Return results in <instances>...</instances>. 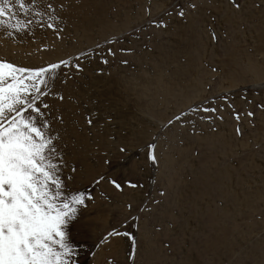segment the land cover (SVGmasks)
<instances>
[{"label": "rangeland", "instance_id": "rangeland-1", "mask_svg": "<svg viewBox=\"0 0 264 264\" xmlns=\"http://www.w3.org/2000/svg\"><path fill=\"white\" fill-rule=\"evenodd\" d=\"M235 3L37 0L26 30L0 29V61L70 62L45 102L69 188L94 198L71 229L77 264H264V0ZM113 230L134 240L101 243Z\"/></svg>", "mask_w": 264, "mask_h": 264}, {"label": "snow or ice", "instance_id": "snow-or-ice-1", "mask_svg": "<svg viewBox=\"0 0 264 264\" xmlns=\"http://www.w3.org/2000/svg\"><path fill=\"white\" fill-rule=\"evenodd\" d=\"M230 3L239 9L235 0ZM188 7L194 10L196 5ZM47 8L50 13L54 11L51 4ZM36 9L37 0L31 3L0 0V29L6 30L9 36L13 31L26 30L32 21L21 17L29 12L33 17H42L43 13ZM177 15L183 17L184 12L181 10ZM49 19L54 20L55 16ZM47 27L55 30L51 22ZM108 54L114 55L111 51ZM61 66L68 67L70 62L61 60L46 68L27 69L0 61V264H77L71 229L79 220L80 210L94 198L91 192L69 188L76 167L65 159L60 132L48 118L51 105L45 100L54 87L55 70ZM71 66L80 70L78 64ZM57 98L63 100L59 94ZM203 111L214 113L216 109L204 108ZM53 119L63 123L59 115ZM174 119L179 121L181 116ZM172 122L169 120L168 124ZM87 124L91 126L92 120L87 119ZM154 149V144L148 145L147 160L152 164L157 163ZM119 151L123 153L125 149L121 147ZM104 180L100 175L94 178V184L98 186ZM108 183L117 191L122 190L116 181L108 180ZM126 183L130 188L138 186ZM116 236L134 240L127 231L113 230L101 243Z\"/></svg>", "mask_w": 264, "mask_h": 264}, {"label": "bare ground", "instance_id": "bare-ground-1", "mask_svg": "<svg viewBox=\"0 0 264 264\" xmlns=\"http://www.w3.org/2000/svg\"><path fill=\"white\" fill-rule=\"evenodd\" d=\"M100 24V23H99ZM105 36V35H104ZM109 36H110V34H109ZM104 38V37H103ZM106 42V41H105Z\"/></svg>", "mask_w": 264, "mask_h": 264}]
</instances>
